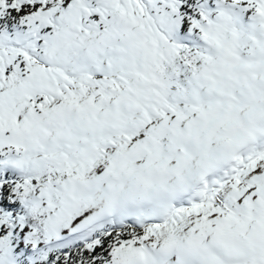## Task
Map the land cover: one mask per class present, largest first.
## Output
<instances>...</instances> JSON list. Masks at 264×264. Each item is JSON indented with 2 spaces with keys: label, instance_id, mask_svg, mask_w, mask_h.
I'll use <instances>...</instances> for the list:
<instances>
[{
  "label": "snow or ice",
  "instance_id": "snow-or-ice-1",
  "mask_svg": "<svg viewBox=\"0 0 264 264\" xmlns=\"http://www.w3.org/2000/svg\"><path fill=\"white\" fill-rule=\"evenodd\" d=\"M0 264H264V0H0Z\"/></svg>",
  "mask_w": 264,
  "mask_h": 264
}]
</instances>
